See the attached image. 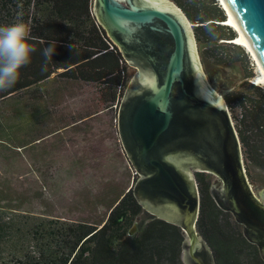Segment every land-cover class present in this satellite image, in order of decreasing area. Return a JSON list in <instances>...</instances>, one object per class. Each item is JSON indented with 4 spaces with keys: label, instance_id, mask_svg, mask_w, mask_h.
<instances>
[{
    "label": "water",
    "instance_id": "1",
    "mask_svg": "<svg viewBox=\"0 0 264 264\" xmlns=\"http://www.w3.org/2000/svg\"><path fill=\"white\" fill-rule=\"evenodd\" d=\"M224 2L264 70V0ZM94 13L138 69L119 105L118 128L138 175L131 189L140 204L182 228L186 264H216L197 229L196 174L208 173L218 180L219 205L264 258V190L255 192L229 107L205 74L196 25L171 0H94Z\"/></svg>",
    "mask_w": 264,
    "mask_h": 264
},
{
    "label": "trees",
    "instance_id": "2",
    "mask_svg": "<svg viewBox=\"0 0 264 264\" xmlns=\"http://www.w3.org/2000/svg\"><path fill=\"white\" fill-rule=\"evenodd\" d=\"M172 1L184 9L192 23L203 24L195 26L198 41L202 30H206L210 44L235 40L236 33L221 23L226 16L217 4L214 9L200 7L195 16L184 7V0ZM18 16L30 22V43L36 51L31 63L21 69L17 83L0 92V104L21 93H39L42 86L58 77L96 84L105 109L119 108L131 80L129 63L98 22L94 0H0V25L12 23ZM53 43L56 51L46 59L43 51ZM227 44L229 53H243L239 44ZM224 46L219 49L225 50ZM245 86L226 99L233 112L235 106L239 109L233 119L246 166L264 173V90L248 81ZM36 141L21 142L17 147ZM196 179L201 198L197 229L211 248L215 263L264 264L260 247L248 239L234 214L216 200L213 176L197 173ZM131 188L119 195L100 223L40 221L27 214L23 218L28 224L20 225L14 214L0 208V264H184L182 228L151 215Z\"/></svg>",
    "mask_w": 264,
    "mask_h": 264
},
{
    "label": "rangeland",
    "instance_id": "3",
    "mask_svg": "<svg viewBox=\"0 0 264 264\" xmlns=\"http://www.w3.org/2000/svg\"><path fill=\"white\" fill-rule=\"evenodd\" d=\"M216 4L227 19L220 0H184L195 16L200 7L214 9ZM201 33L197 44L205 74L233 118L239 109L235 106L233 112L226 98L245 90L246 81L255 82L256 62L241 45L242 54L228 52L227 43L235 40L214 45L206 30ZM222 45L225 50L219 49ZM128 71L131 80L138 73L131 64ZM98 90L96 84L57 77L39 93H21L0 104V208L14 214L10 217L20 225L28 224L23 218L27 214L40 221L100 223L119 195L137 181L119 134V108L105 109ZM34 139L33 145L17 147ZM246 170L255 192L263 195L264 173L255 167ZM216 180L213 177L212 185Z\"/></svg>",
    "mask_w": 264,
    "mask_h": 264
},
{
    "label": "clouds",
    "instance_id": "4",
    "mask_svg": "<svg viewBox=\"0 0 264 264\" xmlns=\"http://www.w3.org/2000/svg\"><path fill=\"white\" fill-rule=\"evenodd\" d=\"M30 22L21 17L10 24L0 25V92L14 86L20 78L21 69L31 63L35 47L30 43ZM55 43L43 51L46 59L53 57Z\"/></svg>",
    "mask_w": 264,
    "mask_h": 264
},
{
    "label": "bare ground",
    "instance_id": "5",
    "mask_svg": "<svg viewBox=\"0 0 264 264\" xmlns=\"http://www.w3.org/2000/svg\"><path fill=\"white\" fill-rule=\"evenodd\" d=\"M220 3L227 13V19H226L227 22L225 21L226 24L229 25L231 28H233L235 30V32L237 33V36L235 38V42L237 44H240L244 48H246L248 50L249 54L251 55V57L253 58V60L256 62V66H257L256 74L257 75L255 77L254 83L264 87V70L262 69L259 61L257 60L253 50L251 49V47L247 43L246 39L244 38L242 31L240 30V28L238 27V25L234 21V19H233L231 13L229 12L224 0H220Z\"/></svg>",
    "mask_w": 264,
    "mask_h": 264
},
{
    "label": "crops",
    "instance_id": "6",
    "mask_svg": "<svg viewBox=\"0 0 264 264\" xmlns=\"http://www.w3.org/2000/svg\"><path fill=\"white\" fill-rule=\"evenodd\" d=\"M182 259H184V258H182ZM184 264H186L185 261H184Z\"/></svg>",
    "mask_w": 264,
    "mask_h": 264
},
{
    "label": "flooded vegetation",
    "instance_id": "7",
    "mask_svg": "<svg viewBox=\"0 0 264 264\" xmlns=\"http://www.w3.org/2000/svg\"><path fill=\"white\" fill-rule=\"evenodd\" d=\"M218 184V183H217Z\"/></svg>",
    "mask_w": 264,
    "mask_h": 264
}]
</instances>
